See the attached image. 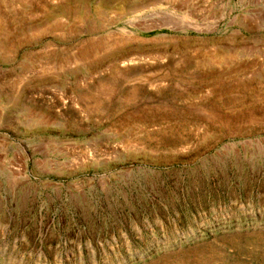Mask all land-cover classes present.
I'll return each mask as SVG.
<instances>
[{"label":"rangeland","instance_id":"obj_1","mask_svg":"<svg viewBox=\"0 0 264 264\" xmlns=\"http://www.w3.org/2000/svg\"><path fill=\"white\" fill-rule=\"evenodd\" d=\"M0 264H264V0H0Z\"/></svg>","mask_w":264,"mask_h":264}]
</instances>
